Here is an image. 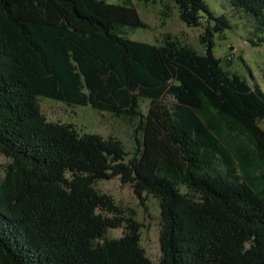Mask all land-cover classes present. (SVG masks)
<instances>
[{"label": "trees", "instance_id": "16d2710c", "mask_svg": "<svg viewBox=\"0 0 264 264\" xmlns=\"http://www.w3.org/2000/svg\"><path fill=\"white\" fill-rule=\"evenodd\" d=\"M171 1L183 23L203 27L204 53L128 38L124 28L146 27L130 0H0V154L11 161L0 264H264V92L214 54L228 19L205 0ZM229 2L264 47V0ZM41 98L138 123L141 141L129 159L118 139L48 121ZM113 179L143 206L158 200L159 263L141 247L135 213L97 190ZM124 224L122 238H106Z\"/></svg>", "mask_w": 264, "mask_h": 264}, {"label": "rangeland", "instance_id": "374dc122", "mask_svg": "<svg viewBox=\"0 0 264 264\" xmlns=\"http://www.w3.org/2000/svg\"><path fill=\"white\" fill-rule=\"evenodd\" d=\"M109 4L129 6L128 0H105ZM138 11L140 19L146 25L145 28H124L123 32L132 40L156 44L159 46L167 42H174L181 46L190 47L198 53H204L205 48L201 42L204 29L190 28L183 23L179 16L177 6L171 0H130ZM212 13L219 17L224 16L232 25V30L226 31L214 38L215 56L222 61V67L231 73L250 80V72L255 80L252 84L258 85L264 92V47H255L251 40H255L253 30L255 22L248 15L240 13L232 8L229 0H205ZM213 26V22L210 27ZM42 112L50 122L71 124L81 134H97L105 139L115 138L120 140L130 154L129 159L136 150V139L141 141V133H135L138 125L132 124L122 117L113 116L110 113L96 111L90 107L68 106L49 99H39ZM164 104H174L172 98L164 101ZM148 102H141V112L148 114ZM264 128V122L261 123ZM233 146H240L241 140L237 136L228 137ZM221 145L232 157L237 169L238 159L230 146L220 139ZM245 143V142H244ZM11 161L0 154V185L5 181L8 166ZM222 172L227 168L222 167ZM237 175L243 181L245 177L237 170ZM97 190L114 199L116 205L125 211L128 218L129 212L135 213L134 220L142 225L141 247L147 257L154 263L161 260L160 237L162 221L160 217V205L152 196L145 198V205H141L131 185H122L118 179L100 181L96 184ZM182 192L186 189L181 188ZM127 233V224L122 228L110 230L106 238L120 239Z\"/></svg>", "mask_w": 264, "mask_h": 264}]
</instances>
